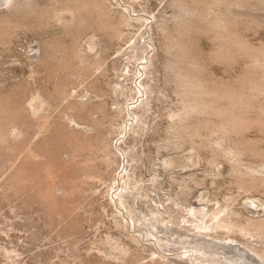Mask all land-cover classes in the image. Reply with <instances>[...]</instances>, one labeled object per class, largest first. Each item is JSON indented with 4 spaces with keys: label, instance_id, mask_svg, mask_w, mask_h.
<instances>
[{
    "label": "rangeland",
    "instance_id": "374dc122",
    "mask_svg": "<svg viewBox=\"0 0 264 264\" xmlns=\"http://www.w3.org/2000/svg\"><path fill=\"white\" fill-rule=\"evenodd\" d=\"M199 203L264 258V0H0V264H226Z\"/></svg>",
    "mask_w": 264,
    "mask_h": 264
},
{
    "label": "bare ground",
    "instance_id": "6f19581e",
    "mask_svg": "<svg viewBox=\"0 0 264 264\" xmlns=\"http://www.w3.org/2000/svg\"><path fill=\"white\" fill-rule=\"evenodd\" d=\"M130 25H131L130 18L128 19L127 16L124 15V18L121 22V28L123 26H130ZM121 35H122V31H119V32H117L116 37H120ZM145 49H146L145 53L147 54L149 52V49H147V48H145ZM145 59L146 58L144 57L143 60H145ZM142 63H144V62H142ZM141 76H143V74L139 72L138 78ZM142 86H143L142 83H140L138 85V88H139L138 92L141 91ZM146 89L147 88L145 87V89L142 90L141 93H144V91H146ZM197 108L194 107V108H190V109L192 110V112L196 113ZM190 109H189V107H188V109H187V107H186V109H184L185 112L187 110L186 118L189 117V115L194 114V113H192V112L190 113L188 111ZM185 112H184V114H185ZM187 113H190V114L187 116ZM182 115L180 114L181 117H182ZM178 118H179V116H178ZM133 119H134V121H133L132 127H138L139 122H140V117H134ZM178 120H180V118ZM181 120H183V118ZM184 120H185V117H184ZM181 123H182V121H181ZM183 123L181 124V126H184V124L186 122L184 124ZM227 151H228V153H233V150L231 148L227 149ZM227 151L225 150V152H227ZM131 162H133V159L128 161V163H127L128 167L131 164ZM128 167L126 170H124L126 174L129 173ZM119 191H118V194L115 195V196H117V200H119V202H118V204L120 206L119 209L120 210L123 209V210L127 211L129 218H127L126 221H127V224H128V222L131 223L130 225L132 226V229L134 232H140V228L144 227V228L149 230L150 234H153V235H162L163 236V234L164 235L166 234L165 232H162L166 229V227L163 226V224L165 225L164 220L156 219L154 217L157 215L156 212H154V211H151V212L148 211L147 212V211L143 210L140 206H136L138 199L143 197V194L140 193V190L138 188H133L130 182H128V183L126 182V185L124 187L122 186V190L120 191V193H119ZM113 200L115 201L114 198H113ZM115 202H117V201H115ZM127 203L129 204V208L133 211L134 215H132L131 211L127 210L128 209V207L126 206ZM202 207H203V205L200 203L195 204L194 207L189 210L191 220H188V222H192L191 224L197 230L200 231V234L196 233V236L194 237V236L190 235L191 233L189 234L190 235L189 236L186 232L180 231L182 229H184V231H186V228L176 229L175 232H172L171 229L169 228L170 235L175 234L177 236H180V239H178L179 241L177 240V242L180 244V246L181 245L185 246L186 244L198 245L199 247H203L205 250H209V251H213V252H215V251L220 252L223 255H227L228 258L226 259V264H264L263 263L264 258L262 257L261 259H258L256 257V255L254 256V254L250 253V251L252 249L250 247L248 248V246L247 247L245 246L247 249L241 248L238 246H228V245H225L223 243H216L212 240L207 239L208 237H210V235H208V234L212 233V231L228 230L230 232V231L234 230L235 224L230 222L229 220H227V216H226L227 210H219L217 212L209 213V212H207V210H203ZM255 221L256 220H253V221L250 220L249 223L247 224V226L246 227L244 226L245 227V228H243V229H245L244 231H247L248 233H250L253 230V227L256 226L257 222H255ZM173 226H175V225L173 224ZM260 231L263 232L264 228H261ZM140 233L143 234L142 232H140ZM193 234L195 235V233H193ZM138 235H140V234H138ZM199 235H201V236L203 235L204 237L203 236H202L203 238L199 237ZM143 236H144V234H143ZM161 239L163 240L164 238H161ZM165 240H167L169 243L171 242L169 239H165ZM154 245H156V244H154ZM161 246H163V245H161ZM258 256H260V255H258Z\"/></svg>",
    "mask_w": 264,
    "mask_h": 264
}]
</instances>
